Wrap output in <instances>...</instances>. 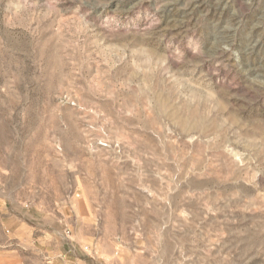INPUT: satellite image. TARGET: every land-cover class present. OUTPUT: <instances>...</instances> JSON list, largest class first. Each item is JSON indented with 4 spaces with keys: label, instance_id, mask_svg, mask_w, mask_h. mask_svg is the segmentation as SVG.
Here are the masks:
<instances>
[{
    "label": "rangeland",
    "instance_id": "1",
    "mask_svg": "<svg viewBox=\"0 0 264 264\" xmlns=\"http://www.w3.org/2000/svg\"><path fill=\"white\" fill-rule=\"evenodd\" d=\"M0 264H264V0H0Z\"/></svg>",
    "mask_w": 264,
    "mask_h": 264
}]
</instances>
